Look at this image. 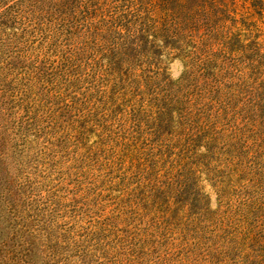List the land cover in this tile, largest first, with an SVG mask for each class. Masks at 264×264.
Masks as SVG:
<instances>
[{"label":"rangeland","instance_id":"obj_1","mask_svg":"<svg viewBox=\"0 0 264 264\" xmlns=\"http://www.w3.org/2000/svg\"><path fill=\"white\" fill-rule=\"evenodd\" d=\"M0 264H264V0H0Z\"/></svg>","mask_w":264,"mask_h":264},{"label":"clouds","instance_id":"obj_2","mask_svg":"<svg viewBox=\"0 0 264 264\" xmlns=\"http://www.w3.org/2000/svg\"><path fill=\"white\" fill-rule=\"evenodd\" d=\"M179 67L180 71L177 72L175 69ZM183 65L180 63L179 60H176L173 62V64L171 65V67L169 68V74L171 76L172 80H177L179 79V76L181 75V73L183 72Z\"/></svg>","mask_w":264,"mask_h":264}]
</instances>
